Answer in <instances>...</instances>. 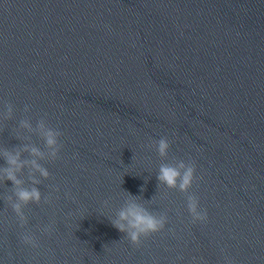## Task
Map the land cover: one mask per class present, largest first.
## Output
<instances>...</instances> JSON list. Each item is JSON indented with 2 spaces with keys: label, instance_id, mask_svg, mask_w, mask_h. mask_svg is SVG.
I'll return each instance as SVG.
<instances>
[{
  "label": "water",
  "instance_id": "95a60500",
  "mask_svg": "<svg viewBox=\"0 0 264 264\" xmlns=\"http://www.w3.org/2000/svg\"><path fill=\"white\" fill-rule=\"evenodd\" d=\"M4 103L0 145L46 114L63 147L25 228L0 184V264H264V0H0ZM161 138L164 159L149 147ZM181 159L195 163L187 194L156 179ZM128 193L167 217L138 245L107 219Z\"/></svg>",
  "mask_w": 264,
  "mask_h": 264
},
{
  "label": "clouds",
  "instance_id": "9594fccd",
  "mask_svg": "<svg viewBox=\"0 0 264 264\" xmlns=\"http://www.w3.org/2000/svg\"><path fill=\"white\" fill-rule=\"evenodd\" d=\"M14 111V105L4 103V110L0 111V121L13 119ZM29 111L30 107L26 105L24 112ZM13 134L21 141V144L19 147L11 149L0 145V160L6 164V166H0V184L11 181L13 188L11 195L7 196L6 200L23 229L28 224V217L25 215L24 209L30 204L40 205L42 202L43 197L38 186L50 177L49 170L44 166V163L56 161L59 158L63 147L60 143L62 134L58 129L48 124L46 114L36 122L35 126L30 119H21L18 127L13 129ZM33 137L42 141V147L33 142ZM149 147L154 148L164 159L168 156L170 144L166 138H161ZM156 179L158 186L163 185L167 189L187 194L195 179V163L182 159L173 163H161ZM103 207L110 209L109 202L105 201ZM187 208L193 223L207 222V211L200 207L198 199L194 195H187ZM107 219L133 245H138L142 237L162 231L167 222L166 216L154 215L138 202L136 196L129 193L120 208ZM39 231L42 235H51L53 225H43ZM20 241L32 249L39 248V240L31 231L22 232Z\"/></svg>",
  "mask_w": 264,
  "mask_h": 264
}]
</instances>
